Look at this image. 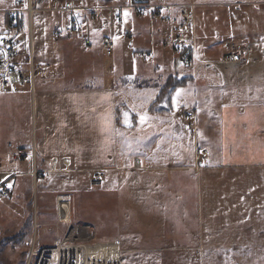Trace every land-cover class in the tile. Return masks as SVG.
<instances>
[{
    "label": "rangeland",
    "instance_id": "rangeland-1",
    "mask_svg": "<svg viewBox=\"0 0 264 264\" xmlns=\"http://www.w3.org/2000/svg\"><path fill=\"white\" fill-rule=\"evenodd\" d=\"M189 1L195 4L196 63L187 74L194 80L177 89L182 90L179 96H176L177 90L174 91L166 112L158 111L167 106L166 101L158 102L153 107L154 113L148 109L158 92L156 84H162L169 72L182 70L172 64L174 56L165 50L171 68L153 72L152 64L159 57H136L133 51L135 42H132L135 34L131 40L116 35L122 30L118 25L111 27L101 20L85 21V12H62L60 16L34 12L30 25L21 14L24 29L23 32L20 30L22 33L18 37L21 57L26 63L27 56L33 58L35 81L42 77L53 78V85L60 88L84 86L86 90L102 85L115 86L117 118L122 123L119 126L120 149L129 156L125 160L128 162L133 158L134 161L137 156L158 166L135 179V183L144 182V179L149 181L144 187L138 182L136 188L131 179L133 175H124L126 179L120 196L129 199L134 194L136 201L122 202L119 209L127 212L124 209L131 204L137 206V210H133L136 217L131 219L136 222L137 234L132 242L135 250L130 253H121L115 244L121 264H264V167L257 166L264 163V123H260L249 138H232L233 145L243 142L241 146L247 147L248 144V149L252 146L251 151L255 154L248 158H234L233 154V159L225 155L226 162L252 164L247 169L217 166V159L211 158L213 150L202 141L205 131L215 123V112L221 105L258 103L246 107L244 114L264 115V85L243 86L248 80L256 79L261 83L264 79V5H226L229 0H202L204 5H199V0ZM96 2L98 0H84V4ZM26 5L27 0H0V32L6 18L2 11L23 10ZM62 19L65 22L77 19L83 24L84 29L89 30L91 46L84 45L81 35L56 40L54 29ZM23 21L26 24L23 25ZM109 34L114 40L112 55H106L103 46L104 38ZM155 35L158 37L160 33L155 32ZM144 41L139 45L142 48L147 47ZM228 44L237 49L247 48L246 66L239 68L227 64L220 67L216 64L227 58ZM155 49L156 54L162 52L157 44ZM212 50L219 52V58L206 66ZM216 70L224 72V82L228 84H219ZM49 72L52 77L47 76ZM12 78L8 87L0 88V145L3 146L8 140L27 144V140H32L31 131L35 125L31 94H28L30 107L21 109L24 119L28 118V128L25 129L22 122L7 119V105L14 98V89L18 85L17 78ZM173 97L176 98L175 104ZM91 108L97 113L103 111L101 106ZM192 110L195 112L192 120L181 117L182 112ZM124 113H128V119L129 115H135L131 126L125 124ZM145 114L149 119L141 124L139 117ZM192 121L194 130L188 126ZM215 136L211 133L209 137L212 146ZM206 163L208 169L196 170ZM179 164L191 168L180 172L175 168ZM55 175H49L35 187H24L20 183L16 190L13 184L12 197L0 201V264H26L33 237L40 244L50 245L56 238L62 239L64 234L68 240L75 241L86 235L90 243H98L93 247L99 251H90V254L109 255L100 238L108 235L112 228L120 231L122 218L120 214L119 219L99 218L97 205L99 197L103 203L111 197V193L106 192L112 191L111 184L103 179L97 186V183L81 179V183L72 188V216L70 214L63 220L60 209H57L63 202L57 197L53 206L49 202L46 207H41V199L47 194L52 195L45 190L41 195V187L54 191L64 186L62 178L57 175L58 179H55ZM95 186L99 188L97 194ZM140 196L142 200H139ZM155 198H164L170 208L154 201L153 211L150 200ZM157 206L163 209L157 211ZM152 212L167 217L153 219L150 217ZM169 223L174 224V228L169 227ZM82 226L86 227L84 232L78 231ZM106 241L104 243H116ZM24 252L27 254L23 255Z\"/></svg>",
    "mask_w": 264,
    "mask_h": 264
},
{
    "label": "crops",
    "instance_id": "crops-1",
    "mask_svg": "<svg viewBox=\"0 0 264 264\" xmlns=\"http://www.w3.org/2000/svg\"><path fill=\"white\" fill-rule=\"evenodd\" d=\"M104 1L108 0H98V2L92 4H97ZM169 1L185 2L189 0ZM197 3L199 5H204V2H202V0H199V2ZM225 3L226 5H264V0H229ZM3 12L4 11H2V13ZM123 16L124 23L132 31V36L130 38H132L134 34L136 35L135 40L134 38L132 40V42H135L133 46L134 54L135 52L140 50H150L151 57L154 55H156L157 58L159 57L152 64L153 72H157L161 69H170L171 60H168L167 57L165 58V50L161 46V39L163 34L166 32V28L160 25L159 23L151 22L147 18L143 19L136 17L130 11H124ZM106 20V15H103L101 21L103 23H106ZM112 24L113 26H117L116 23ZM121 29L123 30V28ZM122 30H120L116 35L125 36ZM146 32L147 37H145ZM155 32H159L160 36L156 37ZM118 37L120 38V36ZM194 40L196 45L195 29ZM143 41L147 44L146 48H142L141 46H139ZM156 44L160 46V49L162 51L161 53L159 52L158 54H156ZM240 50L242 53L241 58L239 60L233 61L230 57L227 56V58L216 62V64L220 67H224L227 64H230L229 66L233 67L239 66V68L246 66L245 64L248 62L246 60L248 56V50L246 47L241 48ZM218 58L219 52L212 50V55L209 54L207 60V62L209 63L205 64H210V62H213L214 59ZM195 63L196 55L192 61V64ZM172 64H176L178 67H181L175 57L172 61ZM181 69V71L185 70L182 67ZM176 73H180V71H174L172 73L169 72L164 78L162 84H156L158 92L151 105L158 99L160 89L164 85L167 77ZM216 74L220 79L219 84H228L224 82V72H222V70H216ZM51 75L52 72H49L47 74V76L52 77ZM12 79L13 78H11L10 82L6 85L7 87L10 85ZM35 79L33 81V85H26L29 86L28 89L26 88V86H21L18 81V85H16V88L14 89V98L9 101L7 105V119L10 122H22L25 126V129H27V123L29 121L28 118L24 119V114L22 115L21 109L23 107L25 110L27 109V107H30L28 94H31V114L35 120V125L33 124V129L31 131L32 140H27V144L17 143L13 142L12 140H8L5 146L0 145V177L2 176L3 172L14 170L20 173L18 177L12 180L14 181L13 184L16 190L19 189L18 185L20 183H22L24 187H28V185L32 186L31 178L28 175V172L31 167V161L28 157L22 158L18 161H12L11 151L7 148V143H12L15 147L23 149H27L33 144L36 149L37 167L40 169H45L44 171H47L46 173L43 172V174H45V180L49 175L56 174L53 178L58 179L57 177L60 176L63 180L64 185L62 188L57 187L54 191H49L48 188L41 187V195L42 191L44 190L52 194H47L44 199H41V207H46L45 205L49 202L52 203L53 206V202L57 201L56 197L57 199L58 197L61 198L63 200V204H66L65 207L67 209L65 214L64 212L60 211L63 220H66V218L70 217V214L72 216L74 208V194L72 188L80 184L81 179H83L85 182L90 181L91 183H97V186L100 185L101 181L104 179L109 184H111L113 189L112 191L106 190L107 193H111V197L106 202L104 200L103 203L100 197L98 198V217H112L113 219H119L120 214L122 218L121 221L123 224L120 227V231L112 228L108 235H105L104 237L100 238L102 240L101 242H107L106 240H108V242L109 240L115 241L121 253L132 252L133 250H135L132 242L135 241L134 236L137 234V230L135 228L136 222H134L133 220L131 221V219H133V217H136L135 213H133V210H137V206L131 204L127 209H124L127 212H121V209H119V204L122 202L130 203V201H136L133 193V197L129 199H126V197L124 196H120L123 190L122 186L124 185V180L126 179L124 175H133L131 179L133 180V183H135V179L137 180L138 177L142 178L144 175H146L148 171L153 170L158 166H156V164H149L147 160L143 161L142 158L137 156L134 157V161L133 158L129 159L128 162V159L125 160V157L129 156H127L126 154L124 155L120 149L119 126L122 125V123L120 122L119 118H117V106L115 105V86L102 85L101 87L96 86L94 89L89 90L84 89V86L82 88L76 89H72L70 87L67 88L66 86L60 88L58 85H53V78L42 77L39 78L38 81H35ZM247 85L262 86L264 85V79L263 81H261V83L258 82V80L256 79L248 80L244 83L243 86ZM21 88H23L24 90ZM178 88H176L175 91ZM254 104L257 105L258 103H227L225 105H221L218 111L215 112L217 114L214 117L215 123L209 126L207 131H205V136H202V141H205V145L207 144V146H210V150H213L211 158L217 159V161H215L217 166L225 169L234 170L236 168L247 169L248 167L252 166V164L250 163H240L231 161L226 162L225 155L227 154L229 159H233V154L235 155L234 158L237 156L248 158L255 154L251 151L252 146L248 149V144L246 145L247 147L241 146L243 142H240L236 145L232 144V138H249L250 135H252L257 130L258 125L260 123H264V115L244 114L246 107L253 106ZM97 106L102 107L103 111L101 113H97L95 112V109L91 108ZM148 110L150 112H153L150 110V107ZM236 110H238L239 113H237ZM183 113L195 114L193 110L191 112L184 111L182 112L181 117L183 116ZM129 116V121L131 125V121L135 118V115L131 114ZM211 133L216 134L215 142L213 145L214 147L209 142V137L211 136ZM93 144L95 145L94 147ZM122 150H125V148L122 147ZM51 159L57 160V165L52 171L49 170V168L51 167ZM220 160H225V162H220ZM197 162H199L198 159ZM157 164L159 165V167H162L160 163ZM11 165L14 166L12 167ZM257 166L264 167V163H261ZM193 167L195 168V166ZM175 168H179L177 170L183 172L189 170L191 166L179 164L176 165ZM199 168L205 170L208 169L207 163L200 165L197 169H195L198 170ZM95 171H98L99 173L97 177H95L94 175V173H96ZM138 182L139 181H136L135 183L136 188L139 187L140 183L143 184V187L144 184L146 186L149 184V181H146V179H144V182H139V184ZM97 186H95L96 194L99 189L97 188ZM120 186L121 190L119 191ZM139 200H142L141 196ZM154 201H157L162 205H166L168 209L170 208L169 203L165 204L164 198H155L150 200L152 209V203ZM155 209L157 211H161L163 208L157 206ZM110 210L111 212L109 213ZM150 217L153 219H161L166 218L167 215L152 212ZM169 227L174 228V224L169 223ZM160 232H163L164 234L169 233V231ZM102 244L104 245L108 254H115L116 250L113 247H110V245L106 243Z\"/></svg>",
    "mask_w": 264,
    "mask_h": 264
},
{
    "label": "built area",
    "instance_id": "built-area-1",
    "mask_svg": "<svg viewBox=\"0 0 264 264\" xmlns=\"http://www.w3.org/2000/svg\"><path fill=\"white\" fill-rule=\"evenodd\" d=\"M195 4L192 1L177 2L169 0H108L97 4H84V0H27V6L23 12L27 16L30 24L34 12L57 14L62 12L73 13L76 11L85 12L83 15L85 21L102 20L106 15L109 26L116 23L119 27L124 28V34L127 38L132 36V31L124 23V11L132 12L136 17L147 18L153 23H159L166 28L165 34L161 39V46L164 50L171 53L179 65L187 68L191 65L195 57V40L193 27V10ZM20 10L7 11L10 16L8 23L3 31L0 32V87L6 86L12 76H15L21 86L32 85L35 78L33 58L27 56L28 62H24L19 49V29L20 19L18 13ZM80 34L86 47H90L88 34L84 25L77 19H71L65 22L59 21L58 26L54 29L56 40L69 38L72 35ZM105 54L112 55L114 48L113 37L107 36L103 43ZM228 57L233 61L241 58V50L233 44H228ZM137 57L149 58L151 51H138ZM25 67V69H24ZM187 119H193V113H183ZM193 121L189 128L194 129ZM7 148L11 150L12 161H18L28 157L31 161V169L28 175L31 177L33 186L38 182H43L45 176L44 169L36 166V154L34 145L29 149L16 148L12 143H7ZM56 160H52L54 168ZM19 176V173L10 170L3 172L0 177V201L8 200L12 197L13 187L12 180ZM95 176H98L95 173ZM58 200V199H57ZM83 227L78 229L84 232ZM81 232V231H80ZM80 237V236H79ZM84 235L79 240H71L67 235L62 239L56 238L50 245L40 244L34 237L28 249L26 264H121L120 255L116 251L114 255L101 256L99 253L95 257L85 247L94 246ZM103 243V242H102ZM110 243V242H109ZM116 244V243H115ZM117 246V244H116ZM115 249V248H114ZM118 250V248H117ZM119 251V250H118Z\"/></svg>",
    "mask_w": 264,
    "mask_h": 264
},
{
    "label": "trees",
    "instance_id": "trees-1",
    "mask_svg": "<svg viewBox=\"0 0 264 264\" xmlns=\"http://www.w3.org/2000/svg\"><path fill=\"white\" fill-rule=\"evenodd\" d=\"M9 17L10 16L8 14H6V18H5L4 25H6L8 23ZM18 18L20 19L21 16H19ZM192 66H195V64H191L186 70L180 71V73L172 74V75H170V76L167 77V79L165 80L164 85L160 89V92H159V95H158V99L150 106V110L151 111H153V107L155 105H157L158 102H161V101H166L167 106L166 107H162L158 111H160V112H166V111L169 110V108H170V98H171L172 94L174 93L175 89L178 88V87L184 86L188 82L194 80L193 77H190L187 74V71ZM24 254L26 255L27 253L24 252L23 255Z\"/></svg>",
    "mask_w": 264,
    "mask_h": 264
},
{
    "label": "snow or ice",
    "instance_id": "snow-or-ice-1",
    "mask_svg": "<svg viewBox=\"0 0 264 264\" xmlns=\"http://www.w3.org/2000/svg\"><path fill=\"white\" fill-rule=\"evenodd\" d=\"M181 91H182V90H177V91H176V96H179ZM173 103H174V104L176 103V98H175V97H173ZM124 117H125V120H124L125 124L131 126V125H130V121H129V119H128V113H124ZM139 119H140L141 124H143V123H144L147 119H149V118H148L147 115L145 114V115H141V116L139 117Z\"/></svg>",
    "mask_w": 264,
    "mask_h": 264
},
{
    "label": "bare ground",
    "instance_id": "bare-ground-1",
    "mask_svg": "<svg viewBox=\"0 0 264 264\" xmlns=\"http://www.w3.org/2000/svg\"><path fill=\"white\" fill-rule=\"evenodd\" d=\"M58 200H62L61 198H59L58 197ZM63 202V200L61 201V203ZM65 204H60L59 205V208H60V211L61 212H64V211H66L67 209H66V207L64 206ZM104 243V242H103ZM98 244V243H97ZM106 244H109L110 245V247H116L115 246V243L114 244H112V243H106ZM86 249H88L89 251H99V249L98 248H94L93 246H89V247H85ZM90 256H92V257H95V255L96 254H90V253H88Z\"/></svg>",
    "mask_w": 264,
    "mask_h": 264
},
{
    "label": "water",
    "instance_id": "water-1",
    "mask_svg": "<svg viewBox=\"0 0 264 264\" xmlns=\"http://www.w3.org/2000/svg\"><path fill=\"white\" fill-rule=\"evenodd\" d=\"M210 64H206V66H209Z\"/></svg>",
    "mask_w": 264,
    "mask_h": 264
}]
</instances>
